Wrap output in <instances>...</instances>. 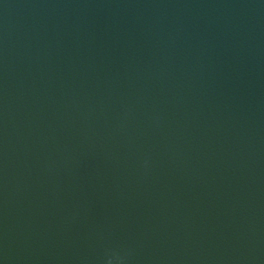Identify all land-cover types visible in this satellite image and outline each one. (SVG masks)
Listing matches in <instances>:
<instances>
[{
    "label": "water",
    "instance_id": "water-1",
    "mask_svg": "<svg viewBox=\"0 0 264 264\" xmlns=\"http://www.w3.org/2000/svg\"><path fill=\"white\" fill-rule=\"evenodd\" d=\"M0 264H264V0H0Z\"/></svg>",
    "mask_w": 264,
    "mask_h": 264
}]
</instances>
